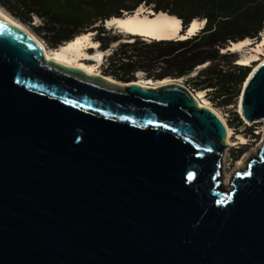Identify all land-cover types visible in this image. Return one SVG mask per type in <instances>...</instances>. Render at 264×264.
<instances>
[{
    "label": "water",
    "instance_id": "obj_1",
    "mask_svg": "<svg viewBox=\"0 0 264 264\" xmlns=\"http://www.w3.org/2000/svg\"><path fill=\"white\" fill-rule=\"evenodd\" d=\"M100 80L0 18V264H264V143L225 192L211 111ZM238 97L264 123V63Z\"/></svg>",
    "mask_w": 264,
    "mask_h": 264
},
{
    "label": "trees",
    "instance_id": "obj_2",
    "mask_svg": "<svg viewBox=\"0 0 264 264\" xmlns=\"http://www.w3.org/2000/svg\"><path fill=\"white\" fill-rule=\"evenodd\" d=\"M140 6L176 17L184 31L193 19L204 24L184 40L135 39L123 44L107 58L104 74L122 82L132 81L138 71L157 80L180 79L208 62L190 80L191 88L210 89L207 96L218 107L232 105L251 69L232 64L230 72H222L218 62L234 63L235 55L222 54L221 49L231 42L259 39L264 30V0H0V7L28 25L51 49L87 32L102 35L104 22ZM34 19L36 26L30 25ZM115 41L105 39L103 49Z\"/></svg>",
    "mask_w": 264,
    "mask_h": 264
},
{
    "label": "bare ground",
    "instance_id": "obj_3",
    "mask_svg": "<svg viewBox=\"0 0 264 264\" xmlns=\"http://www.w3.org/2000/svg\"><path fill=\"white\" fill-rule=\"evenodd\" d=\"M0 18L4 20L7 24L11 25L12 27L18 29L19 31L23 32L27 36H29L32 40H34L37 44H39L43 59L45 63L53 62L55 64L73 68L82 71L89 77H101V82L104 85L114 86L119 89L127 86L128 84L137 85L141 88L148 89V90H155L162 86H166L169 84H177L181 87H184L188 93V95L193 98L196 102L197 108H205L211 111L223 124L225 129V148L233 147L235 143H231V129L228 126V123L222 118L221 114L216 111V109L211 106L208 101L203 96V91H193L192 89L188 88L180 79H170L166 78L163 80H157L153 82H145L141 80H132L129 83H123L117 81L111 76L103 75L99 72V67L101 64L102 54L101 52L94 51V53L87 52L89 48H96V42L91 40V36L93 33L87 32L84 34H80L76 36L74 39L61 44L58 48L52 50H46L43 44L39 41V39L29 31L25 25L21 22L7 14L6 12L0 9ZM204 22L198 19H193L189 26L187 27V33L185 35H180L181 21L174 16H169L165 13H153L152 11L146 10L143 6L138 7L134 12L130 14H124L121 18H111L105 22V28H114L120 30L123 34L130 35V36H139L142 38H146L147 40H184L189 36L194 35L197 33L201 27L203 26ZM250 39H244L237 42H231L226 47L221 49V53L226 52H234L238 53L243 50L246 46L251 47V55L250 57L238 59V65L249 66L250 59L256 62V64L251 68L250 72H254L260 65L264 63V30L260 35V38L257 42L253 43ZM260 57V58H258ZM197 66L198 68L201 67ZM138 74H143L142 72L138 71ZM246 84V83H245ZM240 98L238 97V103H240ZM237 114L241 118V112L237 107ZM246 125H251L252 123H247L243 121ZM259 123V122H258ZM262 132H264V123L262 127ZM237 144L243 145L246 141L245 138L238 136ZM264 143V135L261 142L257 145V149L254 151L255 153L258 152L261 145ZM224 148V149H225ZM250 157V155L245 156ZM246 165V161H242L237 165ZM241 165V166H242ZM243 172L242 168L237 167L234 168L230 175H225L222 178V185L224 187H228L231 182L230 176L234 173Z\"/></svg>",
    "mask_w": 264,
    "mask_h": 264
},
{
    "label": "rangeland",
    "instance_id": "obj_4",
    "mask_svg": "<svg viewBox=\"0 0 264 264\" xmlns=\"http://www.w3.org/2000/svg\"><path fill=\"white\" fill-rule=\"evenodd\" d=\"M0 9L2 11L6 12L2 7H0ZM37 23H38V20L34 19L33 22L30 23V25L36 26ZM23 25H25V27L29 31L32 32L31 28L28 25H26V24H23ZM102 27L106 31V33H104L102 35L99 33H96V31L91 32V33H93L91 36V40L96 42V48H92V49L89 48V49H87V52L94 53V51H97V50L99 52H101L102 59H101L100 67H99V72L103 75H106V74H104V70H105V65H107V63H106L107 58L112 54L113 51H116L117 49H119V47L121 45L126 44V43H132L133 41H135L136 38H134L133 36H130V35L123 34L118 29H114V28H107L106 29L104 27V25H102ZM34 35L39 39V41L43 44V46L45 47L46 50H52L51 48H49L44 43V41L40 37H38L36 34H34ZM110 38H116V41L114 43H110L106 49H103L102 44H103L104 40L110 39ZM136 40L144 41L141 39H136ZM149 41L150 40L146 39L145 42H149ZM257 41H252V42L255 43ZM250 51H251V47L246 46L245 48H243V50L241 52H238V53L228 52V53H233L235 55V60H234L235 62L229 63V61L226 59L220 60L218 62L219 68L222 70V72H226V73L230 72L231 71V65L236 64L238 59L250 57L251 55H253ZM222 54H225V53H222ZM258 58H260V57H258ZM250 60H251L250 65L248 67L251 69L256 64V62L252 61L253 59H250ZM208 64L209 63L207 62L199 68L196 67L190 74H188L187 76H185L183 78H180V80L188 88L192 89L190 80L196 75V73L199 70L207 67ZM142 73L143 74L135 73L133 75L132 80H141V81H145L147 83H149V82L154 83L155 81H157V79L147 77L146 73H144V72H142ZM117 81H119V80H117ZM106 86H108V85H106ZM109 87H112V86H109ZM112 88L119 89V88L114 87V86ZM193 91H195V90H193ZM207 91H210V89L203 90L204 98L208 101V103L211 106H213L216 109V111H218L221 114L222 118L228 123V126L231 129V139H230L231 143H235L233 147L225 148L221 154L219 180L222 183V178L225 175H230L234 168L240 167V168H242V171H244L247 164L249 163V161L252 158H256L258 152L255 153L254 151L257 149V145L261 142L263 135H264V132H262L263 122L252 123L249 126L246 125L237 114L238 97L235 98V101L232 105L225 106V107H218V106L214 105L215 100L211 101L208 98ZM238 136L245 138L246 142L243 145L237 144L238 141L236 139ZM248 155H250L249 159H248V157H245ZM246 160H247V164L245 166L242 164H241L242 166L237 165L240 162H242V161L244 162ZM236 173H234L230 176L231 182L228 185V187H224L221 184V187L223 188V190L225 192L231 190L232 178Z\"/></svg>",
    "mask_w": 264,
    "mask_h": 264
}]
</instances>
